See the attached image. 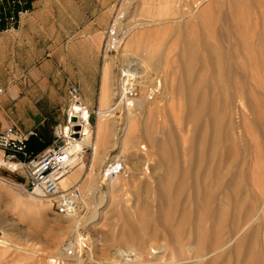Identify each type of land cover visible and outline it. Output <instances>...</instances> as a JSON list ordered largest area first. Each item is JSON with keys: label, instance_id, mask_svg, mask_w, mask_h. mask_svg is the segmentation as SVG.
Listing matches in <instances>:
<instances>
[{"label": "rangeland", "instance_id": "rangeland-1", "mask_svg": "<svg viewBox=\"0 0 264 264\" xmlns=\"http://www.w3.org/2000/svg\"><path fill=\"white\" fill-rule=\"evenodd\" d=\"M169 1L151 0L150 3V0H135L129 13L122 16L125 0H43L41 10L45 11L44 17H49L50 24L54 27V44L51 40H47L45 44L40 38L39 44L30 47L32 57L37 60L31 70H39L49 78L50 84L55 88L53 104L44 107L46 111L43 113L47 118L45 125L28 132L26 121L29 118L19 119L13 105L5 108L0 98V132L16 128L25 134L35 133L43 146L41 152H44L55 146L59 136L68 135L69 130L70 133L80 132L81 128L71 123V111L76 101L89 110L91 139L97 151L84 145L79 146L80 153L76 152L77 148L74 149L76 155L79 153V161L85 163L84 174L75 184L82 195V215L88 212L91 191L97 188L103 192L108 191V178L118 176L116 181H119L120 187L115 186L117 182L113 184L112 202L103 205V216L96 217L99 220L84 235L89 247L85 251L82 250L84 259L87 258V252L92 245L97 259L108 260L109 255L118 248L126 250L134 246L133 248L143 251L154 240L158 244L165 242L167 246L173 243L174 235L163 227L166 220L162 216L167 214L168 204L165 199V202L160 199L159 188L162 184L174 183L176 186L182 181L180 177L174 178L172 173L178 166L179 161L176 160L180 154L186 152L192 155L195 167H200L195 176H200L201 184L208 186L210 190L212 188L214 191H211L215 194L214 197L200 199V208L197 205L195 211H189L183 217L188 218V228L192 227L190 224H194L193 235L198 237L205 233L207 239L212 240L217 227L227 230L237 219L242 218L244 221L247 213H258L257 221L250 226L247 222L240 239L234 240L235 242L223 251L209 249L203 254L205 259L203 258L200 264H264V0ZM222 1L226 3L223 2V5ZM173 4H176L177 8ZM170 11L171 13H167ZM166 15L169 16L166 18ZM171 19L175 21L171 22ZM177 20L179 23H175ZM114 22V26L118 25L117 36L120 41H127L130 35H139L141 24L152 22L158 25H154L157 27V31L153 28L155 34L144 33L143 39H136L144 43L147 38L146 41L152 49L164 58L168 54L171 55H168L171 57L169 69H166H175L173 74L176 75V89L181 86L182 90L178 88L177 94L181 93L179 95L182 99H176L175 113L166 108L151 118L143 117L136 125L135 136H131L133 141L130 139L134 146L128 143L124 150L119 146L108 151L110 154L105 157V162H108V157H121V161L117 163L116 160V164H109L107 175L103 172L99 160L105 144L109 142V146H112L114 143L112 137L106 143L104 139H98L100 123H108L109 120L98 113L109 107L103 106L100 98L104 67L110 64V58H117L124 48V41H119L115 49L106 51V42L111 39L107 36ZM161 28H165L167 32ZM161 30H164V34ZM168 30L171 32L168 33ZM124 37H128L127 40ZM153 37L157 44L154 43ZM147 42L144 44L149 45ZM138 51L139 49L128 50L127 53L134 55L136 52L137 55L141 50ZM119 64L116 63V69ZM161 64L160 69H157L163 72L162 67L165 68L166 64ZM162 84L163 88L166 87L171 93L165 75ZM70 85L78 88L77 98L69 95ZM184 86L186 90L183 89ZM188 99H193V106L198 113L195 118L188 109ZM179 108L183 110L180 112ZM121 116V112L115 116L118 133L123 127ZM80 121V124L84 123ZM175 121L177 125L181 123V126H177ZM226 126L230 128L226 130ZM186 131L190 139L188 145H184L180 135ZM121 135L122 132L120 137ZM83 138L84 136L79 137L76 141L82 142ZM139 145H146L148 151L142 153ZM150 153L154 154L153 162L145 156ZM3 160L13 163L4 158ZM145 167L150 169V175L147 173L150 179ZM220 167L226 175L222 183L217 180V176L222 174L219 172ZM119 174L123 176L119 177ZM27 181L24 169L12 170L0 166V241L12 246H0V264H48V257L53 255L56 249H60L64 243L70 244L74 241L73 231L64 233L57 224L66 216L56 214L50 201L44 200L45 206L36 205L32 198L37 196L26 192ZM176 194L177 189L172 190L174 199ZM106 202L108 203L107 199ZM201 218L204 222L202 228ZM181 220L182 216H179L169 222H174L172 226L175 227L180 225ZM158 223L160 224L157 225ZM82 229L80 233L84 234L85 229ZM226 238L227 235L223 237L224 240ZM196 240L193 241L195 244ZM186 241L190 242L189 239ZM214 252L220 253L216 255ZM178 260L182 261L180 257L173 259L174 262ZM181 264L186 263L182 261Z\"/></svg>", "mask_w": 264, "mask_h": 264}, {"label": "bare ground", "instance_id": "bare-ground-1", "mask_svg": "<svg viewBox=\"0 0 264 264\" xmlns=\"http://www.w3.org/2000/svg\"><path fill=\"white\" fill-rule=\"evenodd\" d=\"M152 1L154 2V0H152ZM132 2H135V0H125L126 4H125V7H124L122 16H126L129 13V11L132 8V4H133ZM169 2L172 3L171 0ZM223 2L224 1H222V4H223ZM150 3H151V0H150ZM174 3H176V1ZM224 3H226V2H224ZM220 4H221V2H220ZM169 5H171V4H169ZM171 6H169V7H171ZM173 6L176 7V4L175 5L173 4ZM175 7H173V8H175ZM168 10H171V9H168ZM120 12H121V10H120ZM164 12H165V9H164ZM167 13H171V11L167 12ZM160 14H162V13H160ZM167 16H169V15H166V18H167ZM174 16L176 17V14ZM183 16H185V15H183ZM157 19H158V17H157ZM162 21H164V20H162ZM170 21L174 22L175 19H173V20L171 19ZM177 21L175 23H179V20H177ZM148 23L149 24H145L144 23V24H141L139 26V29L141 31L139 35L131 36L130 35L131 31H132L131 30L130 33H128V37L130 35V38L127 40L128 37H124V39H126L127 41H125V40H121L120 41V37L116 36L117 40H118L117 37H119L118 42L114 43V41L111 40L110 43L108 44V46L111 47L108 50H111V49H115V46L119 43V41H120V43L122 41H124V48H122V52L119 54V56L117 58H114V57L110 58V64H108L107 66L104 67L105 69H104V73H103V77H102V87H101L100 98H101V100L103 102V106H105V107L109 106V107H107V109H105V110L102 109L98 114H99V116H103L104 119L106 118V119H109V120H108V123H105L104 121L100 123V127H98L99 128V130H98V137L99 138L98 139H100V140L104 139V143H106L112 137L113 138V143H114L112 146H109L110 145V144H108L109 142L106 143L107 145L105 144V147H104L103 151H101L102 154L100 153L101 156H100V160L99 161H100V165L102 166L103 172H105V174L109 173V170H110V169H108V168H110L109 164H112L116 160H117V163L121 161V157L117 158V159H114V158L111 159L112 157L111 158L108 157L107 158L108 162H105V157H107V155L109 156V154H110L108 151H110L112 148H117L119 146L121 148L123 147V150H124V148L126 149V147H128L127 146L128 143H131V146H134V145H132L133 143L130 141V139L131 140L133 139V137H131V136H135V134L137 132L136 125H138V123L142 120V118L145 117V116H149L151 118L152 116H154L157 113H159V111H161L162 109H166V108H168L171 112H173L176 109L175 108L176 107L175 106L176 105L175 101H176L177 98L179 100V97L181 95V93L177 94V90H178V88H179V90H181V86L180 87L178 86V88L176 89V84H175L176 83V79H175L176 75L173 74V70H175V69H173V70L170 69L171 71L168 70L169 69L168 67H169L170 61H171V57L169 58V56H168L170 54H168L164 58V57H162L160 55V53H158L157 51L155 52L152 49L150 43L146 41L147 38L145 39V42H147V44H149V45H145L144 44L145 42L143 43V41L136 39V38H142L144 33H149V35H150V33H154L153 32L154 31L153 28L155 26H158V25H155L156 23L154 24L152 22L151 23L148 22ZM171 26H172V24H171ZM165 28H166V26H165ZM165 28H161V29H165ZM171 28L172 27H170V29ZM155 29L157 31V27H155ZM166 29H168V28H166ZM166 29H165V31L164 30L163 31L167 32ZM193 29H194V27H193ZM163 31H162V34H164ZM169 31L170 30H168V33H169ZM137 34H138V32H137ZM154 34H153V36L156 38V36ZM166 36H167V34H166ZM166 36H164V37H166ZM179 36L181 37V35H179ZM154 37H153V40H154V43H155V38ZM148 38H150V36ZM178 39H179V37H178ZM113 40H114V38H113ZM154 43H153V45L157 44V43H155V44ZM156 46H158V45H156ZM156 46H154V47H156ZM170 48H172V46ZM228 48H229V46H228ZM134 49L136 51L138 49H139V51L140 50L141 51L140 52L138 51L139 53L137 55H136V52H135L134 55L131 54V53H127L128 50L132 51ZM175 50H176V47H175ZM212 52H213V49H212ZM169 53H172V52H169ZM227 55H228V52H227ZM249 55H251V54H249ZM223 58H225V57H223ZM161 61L163 63L165 62V64H166V66L164 65L165 68L162 67L163 68V72H162V70L158 71V69H157L158 67L160 69V66L162 65ZM118 62L120 64H119L118 68L116 69L115 65ZM166 67L168 69H166ZM187 67H189V66H187ZM114 68L116 69V73L115 74H114ZM163 73H164V75H165V77L167 79L168 87L170 88V92L172 93L173 96L171 95V93H169V91L167 90L166 87L163 88V84H162V79L164 78ZM198 82H199V80H198ZM187 88H188V86H187ZM183 89L186 90V87L183 88ZM135 93H137L136 97H134V98L130 97V95H132V94L134 96ZM188 101H189L188 109H190L192 111L193 114L191 116L193 118H195L196 116H198V113L196 112L197 110L195 111V108L193 106V99H188ZM211 102H212V100H211ZM239 105H240V103H239ZM82 107L83 106L79 102H76V105L72 108V111H71V117L73 119L71 121V123L74 124L73 126H76L78 128L82 127L81 128V133H83L84 138L82 139V142H79V141L77 142L75 140V141H71L69 143L70 153H71V156H72L70 158V167H71V169L68 172V175H65L60 181L61 189L64 190V191L75 187V184L78 183V180H80L81 176L84 174L85 163H81L79 161V160H81L79 158L80 156L78 155L81 152L79 150V146L80 145L88 146V147L93 148V150L95 149V151H97V149L95 148L94 144L92 143V139H91V124L89 123V120H88L89 119V113L85 114V112H84ZM182 110L180 109V112ZM191 111H190V114H191ZM118 112L122 113L121 117H122V125H123V127H122L121 132L123 133V135H121V137H120L121 132L118 133L117 130H116L115 116H116V114ZM173 113H175V111ZM179 115H181V113H179ZM177 117H179V116H177ZM238 117H239V115H238ZM77 118H81L85 122L83 124H80L81 121L79 123L78 122L75 123L74 120H76ZM175 120H177V119H175ZM193 121H195V120L193 119ZM176 122L177 121H175V124L177 125ZM178 122H179V120H178ZM233 122H231V123H233ZM179 124H181V123H178L177 126H179ZM230 126H231V124H230ZM189 127H191V125ZM227 128L228 127L226 126V130H227ZM190 129H192V127ZM189 130H187V131L189 132ZM151 131H152V129H151ZM187 131L186 132H181V134L179 133L182 136V140H183L184 145H186V144L188 145L189 144L188 143L189 133ZM144 133H145V131H144ZM108 136H110V137H108ZM147 136H148V134H147ZM149 137H151V134H149ZM146 139H148V137ZM159 139H161V138H159ZM224 140H225V138H224ZM184 145H183V147H184ZM139 146H140L139 150L141 152L142 151H145V152L148 151L146 145L145 146L144 145H139ZM75 148H77L76 152H79L77 155H76V152L74 151ZM150 148H152V147H150ZM186 149H187V146H186ZM184 152H185V150H184ZM1 153L2 152L0 151V166H5V167H7L9 169H12V170H14L15 168H17V169L20 168V165H16L14 163H6V161L3 160V158H2L3 156H2ZM145 156L148 157L149 160H151L152 162L154 161V158H155L154 154L150 153V154L145 155ZM176 161L177 162L179 161L178 162V166L177 167L175 166L176 168L173 170L172 176L174 178H179L180 177L179 179H181L182 181L178 182V184L176 186L173 185L174 183L173 184H162L160 186L161 188H159L160 189V193H159L160 199H163L164 202L166 200L165 203L168 204L167 214L162 216L166 220V225L165 226L161 225V226L166 227V229L169 230L174 235L175 239H174V237L171 236L174 239L172 244L167 246V244H164L165 242L164 243L162 242V243L158 244V243H155L154 242L155 240H154L153 241L154 243L151 242L149 247L147 249L143 250V251H139L138 249L133 248L134 246L132 248H129V249H126V250L122 249V248H118L115 251H113V253H111L109 255V259L108 260L107 259H97L95 257L96 254L94 252L93 245L91 246V249L87 252V256H86L87 258L86 259H84L81 256V253L83 251H81V253H80V250H79V252L76 253V255L75 254L74 255L73 254H71V255L69 254L70 251L74 249V245H77V243L81 240L82 237L84 239H86V237H84V235L87 234V231H90L92 229V227H93V224L96 221L99 220V219L97 220L96 217L99 216L101 218L103 216L104 212H101V209H103V207H104L103 205L104 204L109 205L112 202L113 195H114L113 194V190H114L113 189V184L115 182H117V184H115V186H118V188L120 187V184L118 183L119 181H116V179L118 178V176H117V177H114V178H108V180H107V182H108L107 183L108 191L107 192H103L102 190H100V188H97V189L95 188L96 190L92 189L95 192L91 191L92 193H90L89 199L91 200V204L88 205V207L86 206L88 208V212L85 215H82V213H81V212H83L81 210V208H82V195H81V192L79 191L80 192V197H81V199L79 201V203H80L79 210L77 212H75L73 215L66 216L61 221H59V223H57L59 228H61L64 231V233H68L70 231H73V234H74L73 235V237H74L73 238V240H74L73 242L74 243L73 242L70 243V244L69 243H64L62 245V247H60V249H56L57 251H55L53 253V255H51L50 257L47 256L48 257L47 263L48 264H58V263L60 264L62 262L63 264H181V262L183 261L186 264H200L201 261H203L202 259L203 258L205 259V256H203V254H205L209 249L214 248L216 251H221V250L223 251L224 248L227 247V246H230L229 244H232V242L234 240L236 241V240L240 239V236H241V234H243L242 232H243L245 226H247V225L250 226V224H253L255 221H257V219H258V213L257 212L256 213L255 212H251V215H248V213H247V215H245L246 218L244 219V221H243L242 218H241V220H240V218H239V220L237 219L235 222L232 221L233 223L228 226L227 230H225L223 227H219V229L217 227V230L214 231V233H213L214 235L212 237V240L207 239V234H205V233H201L199 236L197 235L198 237L193 235L192 227H194L193 226L194 224H190L192 227L189 226V228H188V222H187L188 218L184 219L183 217H185V215H187L189 213V211H193V210L195 211V209L197 208V205H198V208H200V206H201L200 199L214 197L215 194H213L212 191H214V190H212V188H211V190H212L211 191L210 188H208V186L206 187L204 184H201L202 182H201L200 176H198L197 174L195 176V173H197V171H199L200 167H195L194 161H193V157H192L191 154H189V153L186 154V152L182 153V154H180L179 159H177ZM115 164H116V162H115ZM199 164H200V162H199ZM161 165H163V164H161ZM143 171H144V169H143ZM145 171H147L146 174L149 173V171H150L149 167H147V168L145 167ZM222 171H223V168L220 167L219 168V172H222ZM105 174H104V176H105ZM207 174H208V172H207ZM149 175H150V173H149ZM122 176H123L122 174H121V176L119 174V177H122ZM148 178L150 179V176ZM224 178H226V175L224 174V172H222V174H219V176H217V180L221 181V183L224 182ZM101 179H103V178H101ZM106 179L107 178H105V180ZM105 184H106V182H105ZM136 184H138V183H136ZM134 186H135V183H134ZM149 187H150V185H149ZM210 187H211V185H210ZM235 187H236V185H235ZM228 188H229V186H228ZM176 189H177V194H176L177 196L174 199L172 197V195H171V192H172V190H176ZM239 189H238V191H240ZM135 190L136 189H134V191ZM147 191H149V189ZM261 191L263 192L262 189H261ZM31 194L37 196V197L34 196L35 198H32L34 200V202L36 203V205H38V206H45L46 205L43 201L45 200V202H46L47 199L44 198L43 194L39 190H36L35 193H31ZM183 195H184V197H183ZM224 197H225V195H224ZM106 199L108 200V203L106 202ZM210 199H212V198H210ZM104 201L106 203H104ZM161 205H162V202H161ZM258 210H256V211H258ZM236 212H237V210H236ZM214 213H215V210H214ZM262 213H263V211H262ZM220 215L217 214V216H220ZM224 215H226V214H224ZM179 216H182L183 220H181V223L179 222L180 225L177 224L178 227L175 226L176 227L175 228L174 226H172V224L174 222L171 224L169 221H170V219L177 218ZM225 217H227V216H225ZM200 222H201V224H200L201 227L200 228H202L203 223H204L202 218L200 219ZM247 222H249V224H247ZM159 224L160 223H158L157 225H159ZM164 224H165V222H164ZM217 226H219V225L217 224ZM82 227L85 229L84 230L85 231L84 234L80 233V231L83 230ZM215 227H216V224H215ZM172 234H170V235H172ZM225 235H227V238H226L227 240L223 239V237H225ZM155 236H157V235L155 234ZM186 236H188L189 238H187ZM187 239H189L190 242L187 243V241H186ZM195 240H196V244L193 242ZM0 246L12 247L11 245H7V243H5L3 241H0ZM218 253H220V252H218ZM35 254H37V253H35ZM177 257H180L182 259V261L180 262L178 260V261L174 262L173 259H176Z\"/></svg>", "mask_w": 264, "mask_h": 264}, {"label": "built area", "instance_id": "built-area-1", "mask_svg": "<svg viewBox=\"0 0 264 264\" xmlns=\"http://www.w3.org/2000/svg\"><path fill=\"white\" fill-rule=\"evenodd\" d=\"M31 12L29 2L27 0H0V34L8 30L17 28L22 19ZM113 23L109 34L110 41L117 42V24ZM114 38V40H113ZM118 38V37H117ZM106 42L108 51L110 46ZM110 51V50H109ZM68 93L71 97L77 98L79 90L76 86H69ZM5 89L0 83V98L4 96ZM137 93L130 95L134 98ZM77 102V101H76ZM85 114L89 113L86 107H82ZM78 123L81 118L76 119ZM76 127V126H75ZM82 128V127H80ZM35 133L25 134L16 128H8L0 132V151L3 158L8 162L17 163L20 165L19 169H24L27 175V193H35L39 190L45 199L50 201L56 214L62 216L73 215L80 207V192L79 189L73 187L69 190H62L60 186L61 179L68 175L70 171V147L69 143L75 141L79 137H83V133H69L68 135H61L57 138V143L52 148L45 150L39 154L34 155L28 150V142L30 136ZM79 136V137H78ZM113 170L114 166L111 167ZM88 248V242L83 237L74 245V249L70 251L71 254L85 251ZM83 254L81 253V256Z\"/></svg>", "mask_w": 264, "mask_h": 264}, {"label": "crops", "instance_id": "crops-1", "mask_svg": "<svg viewBox=\"0 0 264 264\" xmlns=\"http://www.w3.org/2000/svg\"><path fill=\"white\" fill-rule=\"evenodd\" d=\"M27 1L32 11L17 28L0 34V83L5 89L2 104L5 108L13 105L19 119L28 117L31 132L45 125L44 107L53 104L55 88L46 75L31 70L37 60L30 47L39 44L40 38L45 44L47 40L54 44V27L41 10L43 0ZM39 145L43 149L40 142Z\"/></svg>", "mask_w": 264, "mask_h": 264}, {"label": "trees", "instance_id": "trees-1", "mask_svg": "<svg viewBox=\"0 0 264 264\" xmlns=\"http://www.w3.org/2000/svg\"><path fill=\"white\" fill-rule=\"evenodd\" d=\"M28 150L34 155L39 154L43 149L39 145V137L32 135L28 142Z\"/></svg>", "mask_w": 264, "mask_h": 264}]
</instances>
